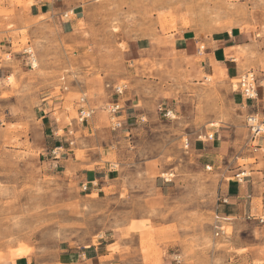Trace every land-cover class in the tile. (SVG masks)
Listing matches in <instances>:
<instances>
[{"label":"rangeland","instance_id":"1","mask_svg":"<svg viewBox=\"0 0 264 264\" xmlns=\"http://www.w3.org/2000/svg\"><path fill=\"white\" fill-rule=\"evenodd\" d=\"M48 1L55 12L32 17ZM236 27L254 32L242 56L261 51L264 67V0H0V264L85 248L101 264H264V231L237 229L218 207L234 163L264 157L234 101L237 79L204 44L201 55L175 46L183 32L205 40ZM246 63L241 72L257 71ZM127 91L137 116L115 129L123 111L107 108H124ZM83 98L95 115L80 124ZM220 130L235 146L202 156L194 144L208 148ZM88 170L100 192L80 179Z\"/></svg>","mask_w":264,"mask_h":264},{"label":"crops","instance_id":"2","mask_svg":"<svg viewBox=\"0 0 264 264\" xmlns=\"http://www.w3.org/2000/svg\"><path fill=\"white\" fill-rule=\"evenodd\" d=\"M31 10L32 17L47 16L55 12L56 6L48 1L47 3L34 4ZM33 11H36V13L33 14ZM254 42H256L254 32H248L237 27L232 30L215 32L211 38L205 40H197L196 36H192L190 32H183L175 38V46L178 47L177 49L190 55L203 54L202 49H200L198 45L201 43L204 44L205 50H208L207 55L210 57V61L223 66L224 73L231 80L237 79L238 75L242 73L239 62H248L246 63V67L256 68L257 71H253L259 75L258 77L260 79V81H258V99L256 101H245L239 95L234 98V101L238 103L242 113H245L247 118L256 116L260 122H264V67L260 66L262 52L260 51L259 54L256 53V60H251L250 57L246 58L242 56L243 51L253 52V49L256 47ZM123 89L125 90L126 88L124 87ZM132 96L133 94L130 91L126 92V96L124 97L126 105L122 108V114L118 116L122 124H125V121L132 120L137 116L135 112L139 107V102L134 100ZM47 117L48 116H44L42 118ZM231 128L232 127H229V129ZM230 131L232 132L233 130ZM215 132L214 138L208 140L212 141V143L208 145V148H206L205 144H194L195 148H200L201 146L202 149H198V151L204 152L202 156L211 157L212 155L217 156L216 154H219L218 156H223L224 148L228 146V143L232 144V142L228 140L229 132L224 130ZM216 143H218V146H216ZM250 143H258L255 150L259 152L262 151L264 149V136L254 137L252 135L250 137ZM235 144L236 141H234L232 145L235 146ZM55 148L62 150V146H56ZM237 153L238 151L235 150L231 154L237 157ZM218 156L216 158H218ZM249 158L250 157L244 156V160L246 161H248ZM252 158H250V160ZM234 166L235 168L231 172L234 176L227 184L225 193L222 195V199H227L228 204L220 203L218 206L219 209L222 205L224 206L223 212L226 217L221 218L226 221L231 217L237 229V225L242 224L244 227H247V229L249 228L253 234L257 231H264V225H259L258 221V218L264 214V157L262 160L258 159L253 164L246 163L240 166L235 162ZM112 171H115L112 164L106 166V172L112 173ZM93 172L94 171L91 170H88L86 174L80 172V179L83 181L86 180L87 183H96L97 185V182L94 181L97 177ZM94 173L97 172L95 171ZM93 187L92 185L90 188L92 192H100V189L95 190ZM221 213L222 212L219 210V216H221ZM102 257L104 256L101 255L99 248H85L79 252L62 253L54 264H81L82 262H84V264H101L100 259ZM5 264H38V262L35 258L29 256L10 260L9 263Z\"/></svg>","mask_w":264,"mask_h":264},{"label":"built area","instance_id":"3","mask_svg":"<svg viewBox=\"0 0 264 264\" xmlns=\"http://www.w3.org/2000/svg\"><path fill=\"white\" fill-rule=\"evenodd\" d=\"M67 17V15H65ZM203 49V48H201ZM27 55L28 63L29 66L31 67L32 70L36 68V58L33 54V51L31 49H27L24 52ZM264 84V80H263ZM237 86H238V92L240 96L243 98L245 101H256L258 99V88H259V83H258V76L256 72L254 71H246L242 72L241 74L238 75L237 77ZM117 93L121 94L122 93V88H116ZM82 107L80 108L79 114H78V122L80 124H85L88 123L95 115V110L87 106L86 99L83 98L81 99ZM108 113L111 116L116 117L120 112L122 111V106L116 102L110 105L107 108ZM114 128H120L122 126L121 122H116L113 124ZM247 125L250 128V131L254 137L258 136H264V122H260L259 119L256 116H250L247 118ZM214 135L209 136V139H213ZM70 145L72 146L73 143L71 142ZM185 148H189V142H185ZM58 151V149L54 150V154ZM93 186H96V183L92 184ZM84 191L88 190V186L84 185L83 186ZM220 203L223 204H228L227 199H222L220 200ZM216 219L218 220L217 224H221L220 216H217ZM258 221L261 225H264V214L258 218ZM216 230H219L217 233V236L220 234H224L223 228L221 225H216Z\"/></svg>","mask_w":264,"mask_h":264},{"label":"bare ground","instance_id":"4","mask_svg":"<svg viewBox=\"0 0 264 264\" xmlns=\"http://www.w3.org/2000/svg\"><path fill=\"white\" fill-rule=\"evenodd\" d=\"M23 248V247H22ZM24 249V248H23ZM21 250V249H20ZM16 252V251H15ZM21 252V251H20ZM17 254V253H16Z\"/></svg>","mask_w":264,"mask_h":264}]
</instances>
